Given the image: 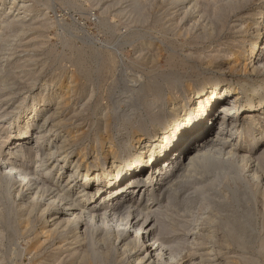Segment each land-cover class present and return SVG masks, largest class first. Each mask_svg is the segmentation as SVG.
<instances>
[{
    "label": "rangeland",
    "instance_id": "1",
    "mask_svg": "<svg viewBox=\"0 0 264 264\" xmlns=\"http://www.w3.org/2000/svg\"><path fill=\"white\" fill-rule=\"evenodd\" d=\"M10 2L0 0V161L46 136L36 151L62 148L49 178L64 186L72 173V198L86 175L103 178L113 161L128 169L158 132L195 119L194 92L234 95L257 75L247 54L264 39V0H196L192 10L180 0ZM224 155L163 216L172 264H264V146L231 170ZM27 156L19 162L35 166ZM15 190L0 173V264H132L114 236L76 243L54 228L43 212L51 192L33 207Z\"/></svg>",
    "mask_w": 264,
    "mask_h": 264
},
{
    "label": "bare ground",
    "instance_id": "2",
    "mask_svg": "<svg viewBox=\"0 0 264 264\" xmlns=\"http://www.w3.org/2000/svg\"><path fill=\"white\" fill-rule=\"evenodd\" d=\"M10 1L12 10L19 0ZM194 1L180 0L184 9L189 10L198 6ZM263 7L258 14L260 20L255 22L256 29L261 32L264 31ZM249 46L247 55L253 71L257 73L255 79L241 82L234 95L225 88L218 95L212 92H194L192 99L188 101H192L197 110L195 119L184 125H177L172 131L163 129L158 132V140L154 143L146 142L140 147L141 151L128 169L121 170L116 161H113L100 174L104 175L103 178L98 175H86L82 190L76 198H72L69 192V180L74 176L72 173L64 186L60 180L49 178L66 159L61 162L57 160L56 156L61 147L48 148L44 154L36 151L40 141L46 136L39 137L27 150L21 145L18 150L8 148L9 158L0 161V173L9 186L13 183L18 197L29 201L33 207L44 201L46 191L51 192L43 212L48 213L54 228L59 229L62 234L71 235L76 243L80 242V238L87 239L102 232L104 238L115 237L124 254L130 255L132 264L174 263L178 255L171 249L167 254L166 250L172 242H168L162 219L169 205L177 198L179 189L194 181L193 179L202 172L217 165L222 154L228 156L225 162L231 170L239 168V163L248 165V162L252 161L254 150L264 146V39L261 41L255 38ZM239 91H242V94H239ZM242 98L245 111L241 113L244 114L241 118L239 111ZM38 116L34 115L27 125L35 124ZM48 122L45 120L41 128L46 127ZM233 137L237 139L236 143L231 140ZM27 155L36 157L35 166H30L31 163L25 166L19 162V157L23 160ZM79 167H74V174L79 172ZM114 167L116 173L108 175L113 172ZM142 196L147 200L140 203L138 200ZM163 201H166V205L162 204ZM95 256L93 253L92 257ZM83 259L73 264L88 261Z\"/></svg>",
    "mask_w": 264,
    "mask_h": 264
}]
</instances>
